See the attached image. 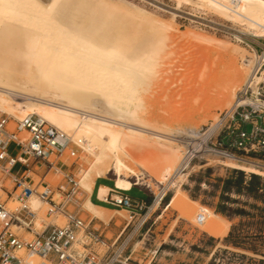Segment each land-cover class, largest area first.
Returning <instances> with one entry per match:
<instances>
[{"label": "rangeland", "instance_id": "1", "mask_svg": "<svg viewBox=\"0 0 264 264\" xmlns=\"http://www.w3.org/2000/svg\"><path fill=\"white\" fill-rule=\"evenodd\" d=\"M85 1L87 4L98 2ZM106 2L114 7L112 12L120 18V27L127 36L129 34L137 41L149 35L154 38L150 47H153L156 62L145 74V79L142 78L143 83L136 89L135 99L130 101L131 107H120L128 112L129 108L137 106L132 119H136L134 123L139 124L141 120L140 125L166 132L170 139H162L165 144L159 145L148 135L146 142L141 143L143 146L131 147L141 164L124 155L121 160L129 169L123 167L119 173L111 168V162L109 167L105 162L96 164L94 157L75 143L71 146L76 150V158L64 156L61 160L80 179L86 192L92 175L98 170L106 171V176L113 180L118 176L128 179L132 185L140 186L153 195L162 191L161 184L168 177L166 173L179 163L181 140H186L188 131L196 129L202 135L217 118L221 121L233 102L235 92L245 81L253 52L240 43L237 36L241 32L245 36L248 35L246 33L264 36L256 29L260 25L258 21L251 20L250 23L256 24L252 26L246 21L224 17L206 3L184 0ZM96 94L104 102V96ZM18 101L24 102V99ZM115 107L111 106L118 108ZM2 113L7 114L5 111ZM10 126L14 127L13 121H10ZM10 150L15 151L13 145ZM210 160L211 164L206 166V157L192 159L186 171L170 189L165 190L166 194L158 205L153 208V202L147 209L154 221L151 227L153 235H158L155 243L165 241L159 255L157 251L149 254V261L153 260L155 264H264V170L255 164L237 163L232 159L211 157ZM237 171H242V178ZM87 172L89 176L83 180ZM251 173L259 176L260 185L257 187H249ZM177 195L191 201V206L195 204L213 213L219 220L226 219L228 222L222 221L228 226L227 233L209 234L198 218L181 212L175 201ZM85 201L88 213L82 217L86 220L93 216L105 223L112 216L124 221L129 219V214L123 211L105 215L101 211L90 210ZM218 209H222L225 215L217 213ZM228 214L229 217L226 216ZM91 223L100 230L102 224L98 219L94 218ZM230 230H233V237L228 240L226 237ZM106 237L113 235L107 233ZM213 239H216L215 243ZM212 244L216 245L214 251ZM203 248L205 250L202 251ZM31 261L33 264H47L36 257Z\"/></svg>", "mask_w": 264, "mask_h": 264}, {"label": "bare ground", "instance_id": "2", "mask_svg": "<svg viewBox=\"0 0 264 264\" xmlns=\"http://www.w3.org/2000/svg\"><path fill=\"white\" fill-rule=\"evenodd\" d=\"M84 1L0 0V111L18 120L30 115L39 116L65 132L94 157L96 164L105 162L109 167L111 162V168L119 173L123 167L129 169L121 160L124 155L141 164L132 149L145 143L148 135L159 145L165 144L162 139H170L166 132L140 125L141 120L139 124L134 123L136 119H132L137 106L129 108L128 112L120 107L130 106V101L136 97V89L143 83L142 78L156 62L153 47H150L154 38L149 35L137 41L129 34L127 36L120 27V18L112 12L114 7L106 0L93 4ZM196 2L206 3L222 16L246 21L252 26L256 24L250 21L256 20L260 24L256 29L264 36V0ZM243 34L241 32L237 39L240 40ZM255 64L253 54L245 81L258 80L264 75V68L260 77L255 74ZM96 93L104 96V102ZM18 99H24V102ZM112 105L118 108L113 109ZM217 121L218 118L202 135L196 129H190L186 140H181L180 161L171 172L167 170L168 177L161 184V194L186 171L181 169L186 164V152L202 151ZM167 154L170 155V151ZM204 157L209 166L210 158L218 156L206 154ZM96 171L87 191L94 178L106 172ZM88 176L87 172L83 180ZM115 181L117 187L128 189L131 186V182L121 176ZM175 201L181 212L198 218L209 234L227 233L228 226L213 213L194 203L191 206L192 202L181 195L175 196ZM158 203L156 200L153 208ZM30 204L38 207L40 202L32 197ZM85 204L88 209L98 211L88 199ZM83 209L88 212L84 201Z\"/></svg>", "mask_w": 264, "mask_h": 264}, {"label": "built area", "instance_id": "3", "mask_svg": "<svg viewBox=\"0 0 264 264\" xmlns=\"http://www.w3.org/2000/svg\"><path fill=\"white\" fill-rule=\"evenodd\" d=\"M238 41L253 52L255 74L260 77L264 37L241 35ZM219 122L202 151L186 152L181 169L206 154L264 168V75L242 83ZM73 143L65 132L37 115L18 120L0 111V264H33L34 257L47 264L122 263V244L117 245L120 233L111 240L91 223L94 218L82 217L86 191L61 160L76 158ZM125 190L115 186L116 195L110 201L114 207L132 210L131 198L120 193ZM160 193L153 194V202L164 198L166 193ZM32 197L40 202L38 207L30 204ZM145 221L141 219L140 225Z\"/></svg>", "mask_w": 264, "mask_h": 264}, {"label": "crops", "instance_id": "4", "mask_svg": "<svg viewBox=\"0 0 264 264\" xmlns=\"http://www.w3.org/2000/svg\"><path fill=\"white\" fill-rule=\"evenodd\" d=\"M256 46L257 50L260 51L261 46ZM115 186L117 187L115 179L113 180L112 178L107 177L106 174L96 176L92 182L90 190L84 194V198L88 199L94 208L101 211L105 215L114 211H123L129 214V219L126 221H124L125 219L120 220L113 218V216L107 223L98 219L102 224V226H99L101 227L99 232L104 236H106L107 233H111L113 235V237L109 238L111 240L120 233L117 245L122 244L121 257L119 258L122 262L121 264H155L153 260L149 261V254L157 251L156 253L159 255L162 244H165V241L163 240L156 244L155 241H157L158 235L157 233L153 235L154 230H151L152 222L154 221L152 220V215L147 213V209H149L153 203V195H151V193H147V191L140 186L132 185L127 190L120 191L121 194L127 195L133 201L132 210L117 208L114 207L110 201V197L116 195L112 192ZM81 212L82 214L85 213L83 209ZM131 213L132 216L130 215ZM143 218H145L146 221L140 225V221ZM222 220L228 222L224 218H222ZM117 221H120L119 225H117ZM213 241L215 243L216 239H213ZM211 246L214 251L216 245L212 244ZM116 249L117 248H113L114 251ZM203 250L205 249L203 248L202 251ZM213 251L209 252V254L212 255ZM114 264L119 263L115 262Z\"/></svg>", "mask_w": 264, "mask_h": 264}, {"label": "trees", "instance_id": "5", "mask_svg": "<svg viewBox=\"0 0 264 264\" xmlns=\"http://www.w3.org/2000/svg\"><path fill=\"white\" fill-rule=\"evenodd\" d=\"M235 170H239V169H235ZM237 173H239V177L242 178V171H237ZM249 179H250V181H249V187L250 188L255 187V186L257 187L258 185H260V183L258 181L259 180L258 175L251 173V178H249ZM262 187L264 188V184H262ZM217 212L223 213V214L225 213V212H223L222 209H218ZM226 216L229 217V214ZM232 234H233V230H230L226 239L229 240L230 238H232L233 237ZM236 236H237V238H239V235H236ZM230 242H233L234 244L239 243L238 241H230Z\"/></svg>", "mask_w": 264, "mask_h": 264}]
</instances>
